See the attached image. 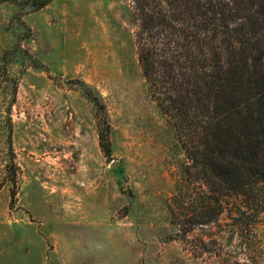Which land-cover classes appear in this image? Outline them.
<instances>
[{"label":"rangeland","instance_id":"1","mask_svg":"<svg viewBox=\"0 0 264 264\" xmlns=\"http://www.w3.org/2000/svg\"><path fill=\"white\" fill-rule=\"evenodd\" d=\"M43 1L0 0V264H264V182L191 222L215 194L151 97L131 0Z\"/></svg>","mask_w":264,"mask_h":264},{"label":"trees","instance_id":"2","mask_svg":"<svg viewBox=\"0 0 264 264\" xmlns=\"http://www.w3.org/2000/svg\"><path fill=\"white\" fill-rule=\"evenodd\" d=\"M131 3L151 97L183 143L187 177L215 194L213 214L191 222L215 223L224 212L222 197L264 182V0ZM93 101L99 145L110 158L106 108ZM181 192L177 185L173 199ZM177 215L171 211L173 220Z\"/></svg>","mask_w":264,"mask_h":264}]
</instances>
